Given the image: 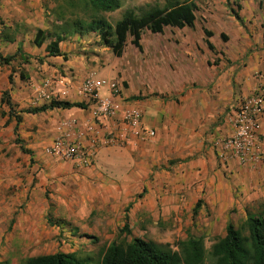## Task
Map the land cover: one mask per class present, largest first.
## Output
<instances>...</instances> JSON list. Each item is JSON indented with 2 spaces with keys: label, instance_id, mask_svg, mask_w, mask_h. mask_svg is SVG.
<instances>
[{
  "label": "crops",
  "instance_id": "obj_1",
  "mask_svg": "<svg viewBox=\"0 0 264 264\" xmlns=\"http://www.w3.org/2000/svg\"><path fill=\"white\" fill-rule=\"evenodd\" d=\"M7 1L0 4V18L5 22L17 7ZM258 1L251 3L254 12L261 10ZM241 4L245 8L244 0ZM46 27L39 26L43 30ZM239 27L234 36L224 32L227 38L219 43L212 40L217 35L215 30L207 28L212 32L209 40L214 51L207 47L205 35L199 32L194 36V26L172 27L178 32L169 30L170 34L164 33L165 29L163 33L150 35L145 32L141 37L142 51L128 39L122 56L118 57L125 62H116L110 68L104 63L103 67L101 56L92 50L94 45L88 41L91 33L76 34L67 45L61 41L59 48L66 56H49L46 51L49 40L38 47L33 42L35 34H31L27 47L28 43L19 35H7L0 30L2 56L13 54L18 47L27 55V61L18 56L7 64L0 63V110L6 111L5 120L12 128L16 123L13 116L8 117L9 107L2 102L3 92L7 90L13 110L22 118L18 133L25 141H29L26 128L41 120L44 129L41 139L48 141L57 135H67L77 137L87 147L98 148L92 165L69 166L77 178V186L74 192L65 191V197L56 200L57 204H65L64 218L73 224L95 218L96 223L105 226L103 231L108 233L113 229L109 242L114 239L115 230L127 223L130 237L170 243L166 235L171 231H164V237L149 230L160 222L180 219L182 194H192L195 202L205 197L206 207L211 210L205 224L211 234L219 237L225 234L232 206L245 217L246 210L257 207L258 201L264 202V167L239 165L234 160L222 163L215 150L216 138L232 131V107L264 83V19L257 32ZM128 53L133 56L131 59ZM212 57L221 58L211 65L208 61ZM8 67L15 70L12 72ZM124 68L136 75L148 96L130 99L136 92L130 91V75H124ZM91 72L104 82L98 90L99 96H112L119 103L116 118L122 117L130 107H140L145 122L156 132L155 156L166 155L173 163L181 161L173 171L153 173L144 164L140 167L137 161L131 162L130 152L139 146L136 139L124 145L105 142L104 125L115 130L117 121L108 118L98 122L93 118L88 100L81 92L82 81ZM112 81L118 84L117 94L108 86ZM123 81L127 83L125 88ZM153 92L156 96L151 95ZM52 99L82 101L86 107H54L39 113L24 111L48 104ZM259 126V132L264 134V115ZM36 139L32 137L27 145L36 150L28 155L30 161L49 156ZM231 192L234 195H228Z\"/></svg>",
  "mask_w": 264,
  "mask_h": 264
},
{
  "label": "rangeland",
  "instance_id": "obj_2",
  "mask_svg": "<svg viewBox=\"0 0 264 264\" xmlns=\"http://www.w3.org/2000/svg\"><path fill=\"white\" fill-rule=\"evenodd\" d=\"M5 1L0 0V4ZM7 2L15 3L17 7L13 15L9 16L8 22L0 18V30L7 35H19L26 42L30 40L31 34H35L41 25L47 26L46 30L51 33L60 32L64 21L72 18L70 12L78 10L68 7L64 0H9ZM121 2L122 5L119 9L113 12L101 13L112 25L121 18L127 9L140 14L152 7H163L166 4V0H121ZM255 2L256 0H244L245 8L242 6L241 9L232 5L242 16L244 24L241 25L228 10L225 0H197L196 22L192 33L194 36H197L199 32L204 35L203 29L211 27L217 33L212 40L219 43L220 39L223 40L221 34L229 32L234 36L235 30L240 28L239 25L247 32L249 29L257 32L263 26L264 0L263 9L258 10V12H254L253 7H251V3ZM58 5L66 10L62 18H59ZM165 30L164 33L169 34V30L178 32L177 29H172L169 26L165 27ZM145 32L151 34L148 30L143 33ZM75 35L62 34L65 41L63 44L67 45ZM128 39L130 41V37ZM47 40L50 39L47 38ZM88 41L94 45L92 50H95L101 56L102 60L100 62H102L103 67V63L108 64L107 68H110L121 61L125 62V59H118L110 49H102L103 46L101 47V41L97 33L91 32ZM29 44H27V47H29ZM72 55L75 54L72 53ZM132 57L128 53V58L131 59ZM220 58L212 57L208 63L215 65ZM8 69H12V72L15 70L9 67ZM123 71L125 76L130 75V77L127 76L131 80L130 91L136 92L134 95H140V98L148 96L147 93H143L136 75H132L131 70L127 68H124ZM122 86L127 87L126 81H123ZM155 94V92L151 93L152 96H156ZM2 112L6 113V111L0 110V262L23 264V260L28 256L65 251L75 252L85 260L84 264H99L101 251L109 243V235L114 233L113 229L108 233L103 231L105 226L96 223L95 218L92 217L78 219V224H73L69 219L64 218L66 213L65 204L56 203L59 196L65 197V191H75L77 178L69 169L70 164L73 163L50 154L44 160L39 161L31 158L30 161L28 155L36 153V150L30 148L31 152L29 154L22 152L20 145L15 142L12 126L8 120H5V113ZM43 130L41 120L32 123L26 128L29 141H25L24 137L19 134L22 145L29 148L27 145L31 143V138L34 137L38 138L36 141L41 143L39 145L41 150H47L53 138L48 141L41 139L40 137L44 133ZM137 143L139 146L130 152L131 162L137 161L140 167L144 164V168L151 169L153 173L161 170L164 172L173 171L181 163V161L177 163L170 162L166 155L155 156L154 139H138ZM34 163L36 165L33 168ZM73 165L78 167L76 164ZM153 173L149 179H152ZM33 190L39 194L34 193ZM234 193L231 192L228 195H234ZM181 198L183 208L178 214L180 219H173L171 222H160L156 228H152V231L149 230V232L169 237L171 244L177 239L185 238L186 235L203 237L205 247L209 249L215 238L219 236L211 234L208 231V225L205 224L211 215V210L206 207L205 197H201L202 203L196 215H193L191 207L195 203L193 201L194 196L185 193L182 194ZM222 198H226V193L222 194ZM246 211L244 217L243 214L238 212L237 208L232 206L229 209V213H231L230 220L236 226H239L248 215L264 214V202L258 201L257 207ZM120 228L118 227L115 230L114 239L124 236L119 233ZM167 230L171 232L165 236L163 232ZM130 234H127L126 237L129 238ZM174 248L176 249V247Z\"/></svg>",
  "mask_w": 264,
  "mask_h": 264
},
{
  "label": "trees",
  "instance_id": "obj_3",
  "mask_svg": "<svg viewBox=\"0 0 264 264\" xmlns=\"http://www.w3.org/2000/svg\"><path fill=\"white\" fill-rule=\"evenodd\" d=\"M66 5L76 8L71 11L70 20L64 21L60 32L51 33L48 30L37 29L33 42L38 47L47 38L50 39L46 45L47 55H65L59 43L64 40L62 34H88L91 32L99 35L101 44L108 47L117 57H121L128 38L139 51H142L141 37L145 30L151 33H163L165 27L183 28L193 27L196 21L195 11L197 10V0H166L163 7H152L140 14L127 9L114 25L102 12H113L122 5L121 0H64ZM226 5L232 16L241 25L243 19L238 11L242 8V0H225ZM259 7L263 9V0H259ZM59 18L65 11L61 5L57 6ZM205 43L210 50H215L213 43L209 40L212 32L203 29ZM221 38L226 40L224 34ZM21 57L25 60L23 50L18 47L10 55L0 54V63H9L11 60ZM27 61V60H25ZM11 80V75H9ZM6 97V98H5ZM130 99H140V95H132ZM9 109L8 117H14L16 123L12 130L15 135V142L20 145L22 152H31L29 148L22 145L18 133V123L21 121L20 114H16L9 100L8 91L5 90L2 96ZM54 107L71 108L86 107L82 101H68L52 99L48 104L29 107L25 112L39 113ZM3 114L5 112H2ZM6 114V113H5ZM146 189L143 188V192ZM142 194V193H141ZM202 199H198L192 208L193 215H196ZM119 233L124 235L122 238L113 239L101 251L99 264H264V214L257 216L248 215L239 226H236L230 219L225 225V234L215 238L207 249L203 237H193L186 235L185 238L177 239L173 244L169 242H156L152 239H145L138 236L126 237L130 234L128 224L125 223ZM131 235V234H130ZM176 247V249L174 248ZM6 264L0 262V264ZM85 260L75 252L57 251L53 253H43L28 256L23 260V264H84Z\"/></svg>",
  "mask_w": 264,
  "mask_h": 264
},
{
  "label": "built area",
  "instance_id": "obj_4",
  "mask_svg": "<svg viewBox=\"0 0 264 264\" xmlns=\"http://www.w3.org/2000/svg\"><path fill=\"white\" fill-rule=\"evenodd\" d=\"M103 83V80L96 78L93 72L88 73L82 81L81 92L86 96L91 114L96 121L103 122L108 118L117 121L115 130H108L104 125L105 142L127 144L132 139H154L155 129L145 122L144 114L138 107H130L124 111L122 117L116 118L120 109L119 103L114 101L112 96L101 97L98 94ZM108 86L113 93H118L117 82L112 81ZM263 115L264 83H260L253 93L241 98L232 107L231 133L216 138L215 150L220 162L234 160L239 165L264 167V134L259 132ZM97 149L96 145L91 147L83 145L77 137L57 135L46 151L52 156L83 167L92 165Z\"/></svg>",
  "mask_w": 264,
  "mask_h": 264
}]
</instances>
